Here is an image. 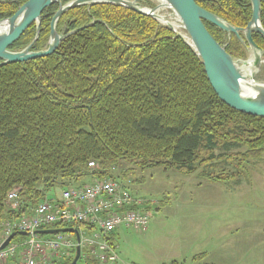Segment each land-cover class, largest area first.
I'll use <instances>...</instances> for the list:
<instances>
[{"label": "trees", "instance_id": "1", "mask_svg": "<svg viewBox=\"0 0 264 264\" xmlns=\"http://www.w3.org/2000/svg\"><path fill=\"white\" fill-rule=\"evenodd\" d=\"M26 1L0 0V20ZM196 3L237 28L251 19L249 0ZM57 10L55 4L43 11L32 51L47 47ZM260 21L264 29V0ZM204 25L233 59H246L234 35ZM79 28L50 56L0 66V220L31 213L56 185L65 188L89 176L112 178L122 162L190 175L221 158L237 162V168L264 153V119L223 104L200 59L170 29L111 4L72 9L56 25L57 33ZM34 36L31 25L10 49L23 50ZM252 37L264 50L261 36ZM90 162L98 170L90 172ZM202 174L217 183L236 176ZM14 189L17 213L6 204ZM73 258L53 264H71Z\"/></svg>", "mask_w": 264, "mask_h": 264}, {"label": "rangeland", "instance_id": "2", "mask_svg": "<svg viewBox=\"0 0 264 264\" xmlns=\"http://www.w3.org/2000/svg\"><path fill=\"white\" fill-rule=\"evenodd\" d=\"M149 2L152 7L141 5H157L156 0ZM160 14L168 20L173 17L166 9ZM255 80L264 84V64ZM212 164L190 175L172 168L140 170L125 162L118 164L112 178L131 196L144 201L150 218L143 233L125 228L116 232L115 251L122 264H264V240H259L264 238V153L237 168V162L224 158ZM221 171L236 176L226 182H205L202 173ZM90 182L84 177L73 187ZM62 189L56 185L46 197H59ZM26 240L18 235L12 242ZM21 251L18 247L16 256L5 264H17ZM73 254L71 251L64 260Z\"/></svg>", "mask_w": 264, "mask_h": 264}, {"label": "water", "instance_id": "3", "mask_svg": "<svg viewBox=\"0 0 264 264\" xmlns=\"http://www.w3.org/2000/svg\"><path fill=\"white\" fill-rule=\"evenodd\" d=\"M153 8H144L142 0H70L62 5V0H27L9 18L0 20V66L44 58L52 55L59 44L66 38L78 33L83 28L73 31L63 30L57 33L58 20L68 11L81 7L98 4H111L128 9L139 15L149 17L170 29L180 38L198 57L203 65L207 80L218 99L229 108L254 117L264 119V84L258 83L255 77L264 64V50L253 40V34H258L264 40V29L261 25V1L249 0L251 4V19L245 28H237L217 15L210 13L197 5L198 0H156ZM58 5L50 21V34L47 47L40 51L31 48L39 38L41 15L43 11ZM169 10L174 15L182 32L160 14L161 10ZM204 22L215 26L228 37L234 35L247 52L246 59H233L210 35ZM35 26L33 41L20 51H13L10 47L31 26ZM191 43H189L188 42ZM73 234L79 242L78 231L72 228L38 231V235ZM11 234L0 246L3 250L16 237ZM19 235L26 236L25 233ZM80 249H75V256L71 264H77Z\"/></svg>", "mask_w": 264, "mask_h": 264}, {"label": "built area", "instance_id": "4", "mask_svg": "<svg viewBox=\"0 0 264 264\" xmlns=\"http://www.w3.org/2000/svg\"><path fill=\"white\" fill-rule=\"evenodd\" d=\"M178 24L176 29L183 33L179 22ZM88 169L96 171L98 165L90 162ZM93 179L89 184L62 189L59 197L45 196L31 213L0 224V245L12 233H25L27 237L23 243L10 242L1 250L0 262L5 264L13 259L18 247H21L17 264L60 263L72 250L79 247L80 259L84 264H122L111 238L120 228L138 233L147 230L150 218L143 208L145 203L131 196L113 178L94 176ZM17 195L18 190L14 189L6 197L10 212L19 211ZM53 225L76 229L79 242L69 234H37Z\"/></svg>", "mask_w": 264, "mask_h": 264}, {"label": "bare ground", "instance_id": "5", "mask_svg": "<svg viewBox=\"0 0 264 264\" xmlns=\"http://www.w3.org/2000/svg\"><path fill=\"white\" fill-rule=\"evenodd\" d=\"M175 28H177V26H179L177 19L175 17H171L170 20H168ZM189 42V40H188ZM190 43V42H189ZM191 44V43H190Z\"/></svg>", "mask_w": 264, "mask_h": 264}, {"label": "crops", "instance_id": "6", "mask_svg": "<svg viewBox=\"0 0 264 264\" xmlns=\"http://www.w3.org/2000/svg\"><path fill=\"white\" fill-rule=\"evenodd\" d=\"M89 179H91V182L94 180L92 177H89ZM205 180V179H204ZM205 182H207V183H210V182H208V181H205ZM200 186H199V189H201V188H203L204 186L200 183L199 184ZM116 234V233H115ZM115 234L113 235V237L115 238ZM259 236V235H258ZM259 240H264V238H263V236H260V239ZM218 263V262H217ZM216 264V263H215Z\"/></svg>", "mask_w": 264, "mask_h": 264}]
</instances>
